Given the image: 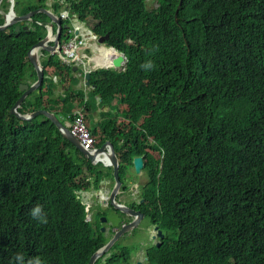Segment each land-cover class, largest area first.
<instances>
[{"label":"trees","instance_id":"trees-1","mask_svg":"<svg viewBox=\"0 0 264 264\" xmlns=\"http://www.w3.org/2000/svg\"><path fill=\"white\" fill-rule=\"evenodd\" d=\"M68 1L97 34H108L107 45L128 56L124 71H93L91 92L102 102L116 99L120 135L133 147L145 143L134 153L153 161L151 151L164 150L142 204L169 235L151 260L264 264V0H158L153 9L146 0ZM32 8L26 3L19 12ZM46 18L34 15L29 31L0 30V255L6 264L17 250L40 258L58 253L56 264H86L90 256L89 249L80 253L92 233L74 193L82 153L44 115L22 120L10 112L22 94L28 50L44 35L36 20ZM148 59L154 67L146 71L139 65ZM45 62L56 66L66 94L32 93L23 113L71 110L85 99L73 89L78 78L70 65L56 56ZM49 141L65 161L64 173L53 177L40 173L38 157ZM37 204L47 223L29 215ZM77 226L87 229L67 243Z\"/></svg>","mask_w":264,"mask_h":264},{"label":"clouds","instance_id":"clouds-1","mask_svg":"<svg viewBox=\"0 0 264 264\" xmlns=\"http://www.w3.org/2000/svg\"><path fill=\"white\" fill-rule=\"evenodd\" d=\"M26 3H31L33 6H35V8L29 9L25 12H19V10H22V6ZM146 4L148 7L147 0ZM157 6H159V1ZM157 6H154L152 8L148 7V9H153ZM36 9L41 10L35 13L34 15L38 13H44L45 15H47L48 18H46L45 20H36L38 24L44 27V35L28 50V58L30 62L29 71L26 70L25 79L20 84H29V86H31L38 80V69L30 60V51L31 54H34L37 58L38 67L43 72V80L41 84L37 87V89L29 93L26 98H28L32 93H41L42 91H44L45 84L50 85L49 81H52V84L59 83L60 85L56 93L52 92L51 86L46 87L50 93L49 97H52V95L66 94L63 92L66 90V87L60 81V75L57 73L56 66L54 64H49L45 62V60L49 59L51 56H56L58 61L70 65L72 69V78H78L77 84L73 86V89L82 88L80 90L84 93L85 99L82 103L75 104L71 110L69 108L63 107L61 111H56L47 107H39L35 109H30L27 112L23 113L19 110L23 103L22 102L18 107V111L22 114H27L28 112L46 109L49 112L53 113L55 117L62 123V126L58 127L55 122H53L49 117L42 113H39L31 118L33 119L36 116L42 114L46 118L50 119L58 128V131L60 132L61 136L71 142L74 147L82 153V155L79 156L78 161L83 164V168L80 172L81 178L79 179L77 186L74 188V193L85 207L84 220L88 223L89 229H91V233L92 230H95L97 228L99 230L100 226H102L101 228L104 229L108 225H112L117 230V235L119 232H122V230H120L121 221L117 224L114 223L109 218V213L111 211H119L125 215H134L137 219H139V214L131 213L130 209H133L136 212L137 209H134V207L139 206V208H143L142 204L145 202L146 199L145 194L147 193L148 189L152 188L151 184H153L154 173L156 176H159L160 174L159 168H161V164L159 165L157 159H162V157H164V150L161 152L151 151L153 153V161L150 158H147L145 152L141 151L140 153H134L136 151H139V147L143 146L145 143L143 145H136L133 147V145L127 144L125 138L120 135V124L123 121V117L118 114L117 108L114 107V105L117 104L116 99H112L110 102H102L103 98L99 93L93 94L91 92L93 91V88L96 85H91L90 83V77L93 71L98 69L109 68L113 69L116 72L124 71L127 67L128 56L124 51L118 49L117 47L113 45H107L106 40L108 39V37L103 42H100V38L108 34H97L93 30L92 26L87 23L86 19H83L78 13L73 11L70 1L1 0L0 19L3 18V22L0 23V26H4L7 22L12 21L11 19L7 18V16L9 15L13 19L14 17L22 16ZM42 9H45L52 13L54 19H59L62 25L61 33L59 36V42L53 50H47L42 45L35 46L40 40L45 38L47 35L49 36V39L44 42V45H53L59 30L57 22ZM178 11L179 8H177V12ZM34 15H32L30 19L24 21V25H28V30L25 29L26 31L33 29L32 22L34 21ZM17 25H20V21L8 24L4 29L0 28V30H5L10 26H14L16 30ZM22 26L23 25H21V28L16 31L24 30ZM65 30H67L68 33H65ZM100 46H105L107 48L114 49L115 52H117L118 50L120 52L125 53L127 61L123 66L119 68H113L112 63L109 66L96 65L91 58L94 57V55L98 52V47ZM91 63H93L94 67H89ZM139 67L146 71H149L153 69L154 63L151 59H148L142 62ZM87 72L90 73L89 79L85 78V74ZM81 80L83 81L84 86L88 87L87 89H84L82 86L77 87ZM88 80L89 83H87ZM91 96L94 97L97 101L98 108H100V111L107 110L111 103H113V109L116 110L115 118H100L96 117L95 114V120L97 121V123L93 128V131L88 127L86 123V118L88 117V114L93 115L92 105L89 101ZM86 104L90 105L89 109L86 107ZM105 105H107V107ZM80 115H82V117H80L82 126L87 132V136L85 138L82 137L80 135V132L75 128V121L79 118ZM120 118H122V120H120ZM111 122H115V124H112ZM64 126L69 130L72 135L76 137V139L80 143V146L76 145L74 142H72L65 136V132L67 131L64 129ZM41 148L42 151L38 153L40 161V173L45 177H53V173H57L60 175L63 174L65 171V161L61 152L51 144V141L43 143V146H41ZM133 157L134 159L136 157L142 158L143 166L141 167V170H136ZM132 160L135 176H131V179H128V177L126 176V165L128 163H132ZM153 166H156L157 169H152ZM146 183L150 185L147 190H144L143 186ZM129 200H132L133 203H130ZM129 204H131V206ZM143 212L144 211H142V213ZM29 215L32 217V219L38 221L41 224L47 223V214L43 210L42 206L39 204L34 205L30 209ZM146 216L147 214L144 212V216L141 218V220L145 219ZM148 218L150 219V217ZM152 223L155 224L156 222ZM86 229L87 227H83L80 229L78 226L70 229L69 232L72 235L67 239V243H69L76 234H78L79 232L83 233ZM116 235L112 237V239L108 243L104 244L106 240L109 239L108 237L101 236L99 238H95L92 233V240L90 239L89 243L86 242L80 252L81 254H84L86 249L90 250L89 260L86 264H90L91 258L94 254H96L97 258L106 253L111 243H113V245L111 247L110 253H114L115 256L120 255L118 261H124L127 255L124 254L123 251H120L118 253L114 251V243L119 242V235L117 237ZM96 239L100 240L95 243ZM140 249L138 250V256L142 255ZM151 252L152 253L150 254H153L154 250H152ZM58 255V253H52L50 258H40L39 256H31L29 254H24L22 251L17 250L12 254L11 258L8 261V264H56L58 260ZM6 263L7 262L5 261L3 256L0 255V264Z\"/></svg>","mask_w":264,"mask_h":264},{"label":"flooded vegetation","instance_id":"flooded-vegetation-1","mask_svg":"<svg viewBox=\"0 0 264 264\" xmlns=\"http://www.w3.org/2000/svg\"><path fill=\"white\" fill-rule=\"evenodd\" d=\"M129 205L131 206V204H129ZM134 209L140 210L141 212L142 211L145 212V210L143 208H139V206L134 207ZM145 219L137 220V218L134 215H125L122 213L121 227H120V230H122V232L118 236L119 242L117 241L119 243V246L122 247V246H129L130 245L131 247H137L136 246L137 243H135L133 241V238L136 235L138 229H141V226L144 225L143 222ZM130 224H132V225H130ZM128 226H131V227H128ZM101 227L102 226H100L99 230H98V228L95 230H92V233H93V236L95 238H99L101 236L108 237L109 239H107L106 242L104 243V244H106L112 239V237H114L116 235L117 230L112 225H108L104 229ZM124 227L126 228L125 231H124ZM155 227H156V229H155ZM159 230L161 231V235L158 234ZM148 233H149V235L147 237H144L143 239L139 240V243L142 245V247L140 249L142 255H140V256L136 255V254H138V250H137V248H135L136 254L134 256L130 255L129 257L128 256L125 257V260L122 261V263H120V264H156V263H153L152 260H150L151 256L153 255L150 253H152L151 252L152 250H154V252H156L155 250H157V248L163 243L164 238L167 236L169 237V235L167 234V231H164L163 228L158 223H155V224L151 223L150 228H148ZM154 235H156V236H154ZM99 240L100 239H96L95 243H97ZM118 243H114V245H118ZM112 245H113V243H111V245H110V247L106 253H104L102 256H99L95 259L93 264H118L115 260L116 256L114 255V253H112V252L110 253ZM114 249H116L115 246H114ZM120 251L121 250L118 247L115 252L118 253ZM100 257H101V260L103 261L102 263L99 260ZM109 260L113 261L114 263H110Z\"/></svg>","mask_w":264,"mask_h":264},{"label":"water","instance_id":"water-1","mask_svg":"<svg viewBox=\"0 0 264 264\" xmlns=\"http://www.w3.org/2000/svg\"><path fill=\"white\" fill-rule=\"evenodd\" d=\"M1 1V0H0ZM41 9H36V10H33V11H30L29 13L27 14H24L22 16H17V17H14L12 19V17L9 15L7 16V18L11 19L12 21L10 22H7L4 26H0L1 29H4L8 24H11V23H14L16 21H20V25H17L16 26V30H19L21 28V25L22 28L25 30L27 29L28 30V25H24V21L27 20V19H30L32 15H34L35 13L39 12ZM43 11H45L46 13H48L52 19H54L53 17V14L50 13L49 11L45 10V9H42ZM55 20V19H54ZM57 22V25H58V33H57V37L55 39V42L53 45H50V46H46L44 45V42L49 39V36L47 35L45 38H43L42 40H40L35 46H44L45 49L47 50H53L56 45L58 44L59 42V36H60V33H61V28H62V25H61V22L59 21V19H56L55 20ZM108 37V35L106 36H103L100 38V42H103L106 38ZM29 57H30V60L32 63H34V65L37 67V73H38V80L32 84L31 86H29V84H20V90L23 92L22 95L17 99V101L15 102V104L13 105V107L11 108V113H13L14 115H16L17 117H19L20 119H24V120H29L31 119L33 116L39 114V113H42V114H45L47 117H49L53 122L56 123V125L58 127L62 126V123L55 117V115L51 112H49L48 110L46 109H41V110H37V111H33V112H28L27 114H22L18 111V107L20 106V104L23 102V100L27 97V95L29 93H31L32 91H34L35 89H37V87L41 84L42 80H43V72L40 70V68L38 67V62H37V58L34 54H31V51L29 52ZM112 65H113V68H119L121 66H123L125 64V62L127 61V57L125 55V53L123 52H120L117 50V52H115L113 55H112ZM90 77V73L87 72L85 74V78L86 79H89ZM87 83H89V80L87 81ZM107 107V105H105ZM64 129L67 131L65 132V136L71 140L72 142H74L76 145H79V141L76 139V137L74 135H72L69 130L64 126ZM80 146V145H79ZM134 165H135V168L137 171L141 170V167L143 166V161H142V158L141 157H136L134 159ZM117 176V175H116ZM126 211V210H125ZM131 213H137L139 214V219L137 220H140L143 216H144V213L140 212V211H137L135 212V210L133 209H130ZM136 223V222H135ZM132 225V224H130ZM128 227H131V226H128ZM126 228L124 227V230ZM156 229V227H155ZM121 234V232H119L116 237ZM158 234L161 235V231L159 230L158 231ZM156 236V235H154ZM96 258V254H94L91 258V262L90 264H92L94 262Z\"/></svg>","mask_w":264,"mask_h":264},{"label":"rangeland","instance_id":"rangeland-1","mask_svg":"<svg viewBox=\"0 0 264 264\" xmlns=\"http://www.w3.org/2000/svg\"><path fill=\"white\" fill-rule=\"evenodd\" d=\"M147 3H148V7L149 8H152V7H154V6H157L158 5V0H147ZM93 61L95 62V63H99L98 61H100L101 62V58L98 56V55H94V57H93ZM94 67L93 66V63H91L90 65H89V67ZM109 69H111V68H109ZM26 70H28L29 71V67L26 65ZM73 83H75V81L73 82ZM50 87V85L49 84H45V88H44V92H46V93H49V90L46 88V87ZM80 86H82L84 89H87L88 87H86V86H84V84H83V81L81 80V82L78 84V86L77 87H80ZM60 87V85H59V83H53V85L51 86V90H52V92L54 93H56L57 92V89ZM80 89H82V88H80ZM64 93H66V91H63ZM89 101H90V103H91V105H92V109H93V115H89L88 114V117L86 118V123H87V125H88V127L93 131V128L95 127V125H96V123H97V121L95 120V114H96V117H100V118H115L116 117V113H115V109H113V103H111L110 104V106H109V108L107 109V110H104V111H100V108H98V104H97V101L95 100V98L94 97H90V99H89ZM91 116V117H90ZM41 118V117H40ZM40 118H38V120H40ZM120 120H122V118H120ZM133 159H134V157H133ZM126 168H127V174H126V176L128 177V179H131L130 177L132 176H135V172H134V170H133V160H132V163H128L127 165H126ZM125 176V177H126ZM149 185L150 184H148V183H146L144 186H143V189L144 190H147L148 188H149ZM143 191V190H142ZM129 202L130 203H133V201L132 200H129ZM109 218L114 222V223H119L120 221H121V219H122V213L121 212H119V211H116V212H113V211H111L110 213H109ZM146 219L144 220V225H142L141 226V229H138V231H137V233H136V235L134 236V238H133V241L135 242V243H137V247H130V246H119V243H118V245H115V247H116V249L119 247V249L121 250V251H123L124 252V254H126L128 257L131 255V256H133L134 254H136V250H135V248H137V250H139L140 248H141V244L139 243V240L140 239H143L144 237H147L148 235H149V233H148V228H150V226H151V220H149L148 219V217L146 216L145 217ZM148 239V238H147ZM116 249H114V251H116ZM137 255V254H136ZM120 258V255H116V258H115V260H116V262L118 263V264H120V263H122V260H120V261H118V259ZM99 260H100V262L102 263L103 261L101 260V257L99 258ZM109 262L110 263H114L113 261H111V260H109Z\"/></svg>","mask_w":264,"mask_h":264},{"label":"bare ground","instance_id":"bare-ground-1","mask_svg":"<svg viewBox=\"0 0 264 264\" xmlns=\"http://www.w3.org/2000/svg\"><path fill=\"white\" fill-rule=\"evenodd\" d=\"M114 49L105 48L104 46L98 47V52L96 55H98L101 58V62L95 63L98 66L107 65L109 66L112 63V55L114 54ZM93 60V57L91 58Z\"/></svg>","mask_w":264,"mask_h":264},{"label":"built area","instance_id":"built-area-1","mask_svg":"<svg viewBox=\"0 0 264 264\" xmlns=\"http://www.w3.org/2000/svg\"><path fill=\"white\" fill-rule=\"evenodd\" d=\"M80 117H82V115H80L79 118L76 119V121H75V128L80 132V135L85 138L87 136V132L84 130V128L82 126V122H81Z\"/></svg>","mask_w":264,"mask_h":264}]
</instances>
